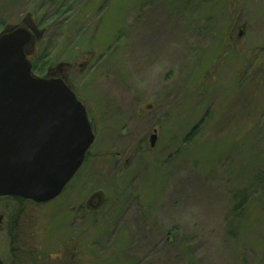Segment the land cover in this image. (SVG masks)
I'll return each mask as SVG.
<instances>
[{
    "label": "rangeland",
    "instance_id": "374dc122",
    "mask_svg": "<svg viewBox=\"0 0 264 264\" xmlns=\"http://www.w3.org/2000/svg\"><path fill=\"white\" fill-rule=\"evenodd\" d=\"M104 1L0 0V34L34 22L35 76L72 65L99 126L24 239L65 264H264V1Z\"/></svg>",
    "mask_w": 264,
    "mask_h": 264
},
{
    "label": "water",
    "instance_id": "95a60500",
    "mask_svg": "<svg viewBox=\"0 0 264 264\" xmlns=\"http://www.w3.org/2000/svg\"><path fill=\"white\" fill-rule=\"evenodd\" d=\"M33 42L23 27L0 34V197L44 204L73 180L95 135L85 106L62 79L34 76L26 56ZM157 141L155 133L152 149Z\"/></svg>",
    "mask_w": 264,
    "mask_h": 264
},
{
    "label": "flooded vegetation",
    "instance_id": "af4514ba",
    "mask_svg": "<svg viewBox=\"0 0 264 264\" xmlns=\"http://www.w3.org/2000/svg\"><path fill=\"white\" fill-rule=\"evenodd\" d=\"M231 1L233 2L236 0H231ZM111 2L112 0H105L104 2H102L103 3L102 7H104L106 4H109V3L111 4ZM52 3H54L60 8L72 9V7L83 8V5L85 3L89 5L96 4L97 0H83L82 2L81 0H53ZM98 3H101V1H98ZM236 9L239 10L240 8H235L233 10L234 15L236 13L235 11ZM251 15H252V12H251V9H249V16L251 17ZM240 17L241 16H239V19ZM247 24L249 25V23H246V25L245 26L243 25L244 27L242 26L243 28L240 29V37L245 34L244 29L246 28ZM18 27L26 28L30 30L33 34L34 42L32 43V45L26 48V56L31 61L32 49H35L36 45L38 43H41L43 40L41 33L38 31L37 27H35L34 22L25 25V21H24V23H22V26L20 25ZM71 68H73V66L68 65L65 71L59 68L55 71V73L53 70L49 69L48 74L46 76L39 77V78L62 79L71 88V90L75 93L77 99L85 106L87 110L88 119H89V122L92 126V129L95 135V141H94V144H95L97 140L99 126H98L97 121L92 117V114L89 108L86 106V103L80 98L77 88L75 86V83L73 84L70 81L68 69H71ZM34 69L35 67L33 65V74L35 76ZM94 144L92 145L89 152L87 153L83 166L78 171V173L75 175L73 180L67 185L63 193L69 189V187L76 181L78 175H80V173L83 171L82 169L87 163L89 154ZM150 147H151V143H150ZM63 193L57 199H59L63 195ZM93 198H96V199L93 200ZM97 198H99L98 204H101V195L100 193L96 192V193H93L92 198L87 201L88 206H91V205L93 206ZM53 201H56V199ZM49 203L37 204L33 201L25 200L20 197H0V234L5 235L7 237L9 241V245H10V252L8 254V258L0 259V264H65V260L61 256L56 257V258L52 256H50L49 258L43 257L42 255L39 254L37 249L33 246L32 242L29 243L24 239L27 236L28 238L32 239L34 236V234L32 233L31 227L28 225L29 220L26 218L25 210L27 209V207L42 208L43 205H47ZM77 249H78V246L76 247V250Z\"/></svg>",
    "mask_w": 264,
    "mask_h": 264
},
{
    "label": "trees",
    "instance_id": "16d2710c",
    "mask_svg": "<svg viewBox=\"0 0 264 264\" xmlns=\"http://www.w3.org/2000/svg\"><path fill=\"white\" fill-rule=\"evenodd\" d=\"M1 26H2V25H1ZM246 196H247L246 194L243 195V197H242V201L240 202V205H241V206H244V205H245V202H246ZM236 208L238 209V207H236Z\"/></svg>",
    "mask_w": 264,
    "mask_h": 264
}]
</instances>
